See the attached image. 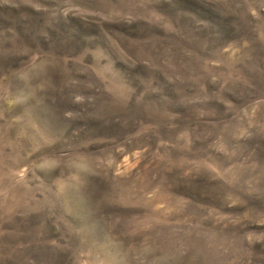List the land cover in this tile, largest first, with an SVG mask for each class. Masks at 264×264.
I'll return each mask as SVG.
<instances>
[{
  "label": "rangeland",
  "instance_id": "rangeland-1",
  "mask_svg": "<svg viewBox=\"0 0 264 264\" xmlns=\"http://www.w3.org/2000/svg\"><path fill=\"white\" fill-rule=\"evenodd\" d=\"M0 264H264V0H0Z\"/></svg>",
  "mask_w": 264,
  "mask_h": 264
}]
</instances>
